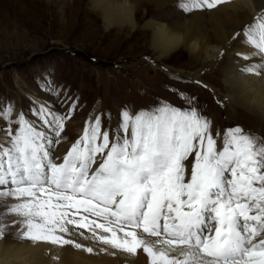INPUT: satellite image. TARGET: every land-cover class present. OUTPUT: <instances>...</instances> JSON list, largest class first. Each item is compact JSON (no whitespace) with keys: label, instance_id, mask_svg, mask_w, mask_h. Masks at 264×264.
<instances>
[{"label":"snow or ice","instance_id":"snow-or-ice-1","mask_svg":"<svg viewBox=\"0 0 264 264\" xmlns=\"http://www.w3.org/2000/svg\"><path fill=\"white\" fill-rule=\"evenodd\" d=\"M258 28L264 39V21ZM256 47L264 54V43ZM33 115L47 133L21 113L15 133L0 143V197L21 201L11 212L23 217L24 238L80 248L65 238L79 234L128 253L142 247L151 264H252L257 256L264 264V145L258 150L239 127L227 130L217 151L194 108L124 110L111 141L98 116L57 163L49 146L58 142L51 136H60L64 117L44 106ZM193 155L186 181L184 161Z\"/></svg>","mask_w":264,"mask_h":264},{"label":"rangeland","instance_id":"rangeland-1","mask_svg":"<svg viewBox=\"0 0 264 264\" xmlns=\"http://www.w3.org/2000/svg\"><path fill=\"white\" fill-rule=\"evenodd\" d=\"M192 5L193 0H175L161 9L149 4L138 14L135 30H121L106 28L91 9L90 0H0V137L8 138L9 130L15 133L21 113L48 132L33 115L44 106L45 113L64 117L60 136H51L58 142L49 146L60 163L96 117L101 119L102 131H109L111 141L122 111L134 115L168 105L194 108L208 123L214 139H222V148L227 130L239 127L259 150L264 145L261 124L243 111L232 116L213 91L227 92L218 73L223 57L206 70H201L197 58L186 49H178L160 63L155 60L149 33L143 29L147 20L183 22ZM198 71L201 76L192 78ZM190 157L191 164L184 161L186 170H191L194 155ZM9 205L0 197V238L5 240L17 237L11 217H21Z\"/></svg>","mask_w":264,"mask_h":264},{"label":"bare ground","instance_id":"bare-ground-1","mask_svg":"<svg viewBox=\"0 0 264 264\" xmlns=\"http://www.w3.org/2000/svg\"><path fill=\"white\" fill-rule=\"evenodd\" d=\"M173 1L175 0H90V5L102 18L106 28L135 30L138 26V14L145 6L154 4L156 9H161ZM202 6L190 7L189 18L183 22L168 19L165 23L161 22V18V21L155 18L147 20L143 29L145 33H149L147 39L155 52L156 62L167 59L178 49H186L192 57L197 58L201 70H206L223 57L218 73L221 74L227 92H221L217 88H212L213 91L232 116L235 112L243 111L264 128V54L256 47L264 43L258 28L264 21V0H220L211 9ZM200 71L192 73V78L198 79ZM6 140L7 137H0V143ZM215 140L217 151L222 150V139L218 137ZM191 161L190 157L185 162L191 164ZM190 171L189 168L186 170L187 180ZM5 199L10 203L9 208L21 202ZM11 218L9 221L16 226L17 237L12 240L0 238V264H151V258L144 253L142 247L136 253H128L111 245H104L98 240H85L79 234L65 238L81 244L80 248L74 245L34 242L23 237L19 223L23 217ZM80 231L85 236L91 235L88 230ZM96 231L98 234L110 235L100 229ZM117 235L122 237L123 233L118 232ZM261 235L264 236V233ZM144 238L148 242L156 239L147 234H144ZM18 239H25L26 242H17ZM87 248H92V251H87ZM259 259V256L253 258L252 264H257Z\"/></svg>","mask_w":264,"mask_h":264}]
</instances>
